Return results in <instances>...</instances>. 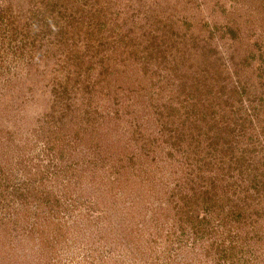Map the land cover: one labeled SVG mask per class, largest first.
<instances>
[{"label": "rangeland", "instance_id": "1", "mask_svg": "<svg viewBox=\"0 0 264 264\" xmlns=\"http://www.w3.org/2000/svg\"><path fill=\"white\" fill-rule=\"evenodd\" d=\"M0 264H264V0H0Z\"/></svg>", "mask_w": 264, "mask_h": 264}]
</instances>
